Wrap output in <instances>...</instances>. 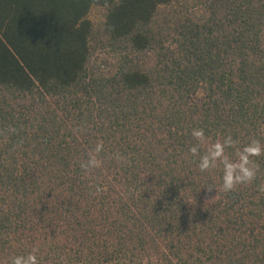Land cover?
Wrapping results in <instances>:
<instances>
[{
	"label": "trees",
	"instance_id": "1",
	"mask_svg": "<svg viewBox=\"0 0 264 264\" xmlns=\"http://www.w3.org/2000/svg\"><path fill=\"white\" fill-rule=\"evenodd\" d=\"M226 136L264 144V0H0V264H264V155L225 192L188 151Z\"/></svg>",
	"mask_w": 264,
	"mask_h": 264
},
{
	"label": "clouds",
	"instance_id": "2",
	"mask_svg": "<svg viewBox=\"0 0 264 264\" xmlns=\"http://www.w3.org/2000/svg\"><path fill=\"white\" fill-rule=\"evenodd\" d=\"M197 141H204V131L194 129L191 133ZM237 144L231 136H226L222 141L212 143L201 153L200 145L196 144L189 148V154L192 157H198L197 167L200 172H207L210 169H219L220 188L225 192L232 191L237 185L251 183L257 173L258 166L255 164L253 157L264 155V144L259 140L253 139L243 147L235 149L236 159H231L226 154L227 148H233ZM102 143H98L95 152L102 150ZM101 162L91 156L87 164L82 165L85 168L99 167ZM211 191L212 189H207ZM8 264H40L36 250L33 249L26 255H15L10 258Z\"/></svg>",
	"mask_w": 264,
	"mask_h": 264
},
{
	"label": "rangeland",
	"instance_id": "3",
	"mask_svg": "<svg viewBox=\"0 0 264 264\" xmlns=\"http://www.w3.org/2000/svg\"><path fill=\"white\" fill-rule=\"evenodd\" d=\"M101 11L98 8H92L90 14H89V18L93 21V22H97L100 19V15Z\"/></svg>",
	"mask_w": 264,
	"mask_h": 264
}]
</instances>
